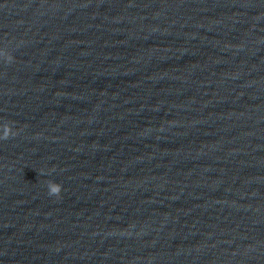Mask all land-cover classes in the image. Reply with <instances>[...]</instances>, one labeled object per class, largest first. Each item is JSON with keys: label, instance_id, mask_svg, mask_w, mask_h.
I'll return each mask as SVG.
<instances>
[{"label": "clouds", "instance_id": "obj_1", "mask_svg": "<svg viewBox=\"0 0 264 264\" xmlns=\"http://www.w3.org/2000/svg\"><path fill=\"white\" fill-rule=\"evenodd\" d=\"M13 57H9V61H13ZM12 123L6 124L3 128V134L0 135V140H7L10 137L16 136L18 133L16 131H12ZM48 188V194L50 196H55L57 198L60 197V194L62 192V185L53 181H48L47 183Z\"/></svg>", "mask_w": 264, "mask_h": 264}]
</instances>
